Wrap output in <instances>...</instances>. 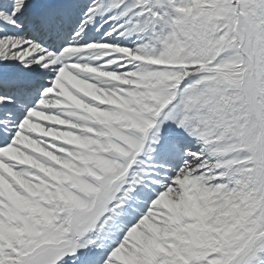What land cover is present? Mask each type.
I'll return each mask as SVG.
<instances>
[{"label":"snow or ice","instance_id":"1","mask_svg":"<svg viewBox=\"0 0 264 264\" xmlns=\"http://www.w3.org/2000/svg\"><path fill=\"white\" fill-rule=\"evenodd\" d=\"M0 264H264V0H0Z\"/></svg>","mask_w":264,"mask_h":264}]
</instances>
